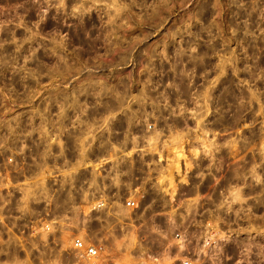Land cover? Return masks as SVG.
I'll list each match as a JSON object with an SVG mask.
<instances>
[{
    "label": "built area",
    "instance_id": "built-area-1",
    "mask_svg": "<svg viewBox=\"0 0 264 264\" xmlns=\"http://www.w3.org/2000/svg\"><path fill=\"white\" fill-rule=\"evenodd\" d=\"M61 88L54 116L0 123L1 243L70 240L72 264H107L105 239L137 249L151 213L170 264H264V191L224 162L197 91L101 93L97 107L94 91ZM77 216L102 228L83 233Z\"/></svg>",
    "mask_w": 264,
    "mask_h": 264
},
{
    "label": "rangeland",
    "instance_id": "rangeland-1",
    "mask_svg": "<svg viewBox=\"0 0 264 264\" xmlns=\"http://www.w3.org/2000/svg\"><path fill=\"white\" fill-rule=\"evenodd\" d=\"M62 86L94 91L97 107L98 93L197 91L208 123L215 116L212 132L228 140L220 147L224 162L249 173L257 199L263 196L264 0H0V123L43 122L45 110L54 116ZM237 90L247 102L238 137L253 140L239 161L232 130ZM150 215L136 231L143 246L119 233L105 239L113 258L107 264H170ZM89 222L74 218L83 233L102 228ZM121 247L133 253H117ZM146 247L153 257L138 256ZM61 261L75 262L70 240L0 242V264Z\"/></svg>",
    "mask_w": 264,
    "mask_h": 264
},
{
    "label": "flooded vegetation",
    "instance_id": "flooded-vegetation-1",
    "mask_svg": "<svg viewBox=\"0 0 264 264\" xmlns=\"http://www.w3.org/2000/svg\"><path fill=\"white\" fill-rule=\"evenodd\" d=\"M239 90L236 91L235 96H234V100H235V121L232 127L233 130V134H234V145H235V154H234V158L239 161L241 158L240 152L241 151H245V147H247V150H250V148H252L253 146V140L247 139V140H240L239 139V130H240V122H239V110H238V106H239ZM221 130H224L223 128ZM222 136V135H221ZM221 141H223V145L226 144V142L228 141L227 139H224L223 137L220 138ZM249 144V145H247ZM227 157V156H226ZM224 156V158H226ZM249 162H251L252 166H254V162H255V155L252 152L251 155H249Z\"/></svg>",
    "mask_w": 264,
    "mask_h": 264
},
{
    "label": "bare ground",
    "instance_id": "bare-ground-1",
    "mask_svg": "<svg viewBox=\"0 0 264 264\" xmlns=\"http://www.w3.org/2000/svg\"><path fill=\"white\" fill-rule=\"evenodd\" d=\"M98 94H100V93H98ZM241 95L239 96V101H240V103H239V106H238V110H239V122L241 121V119H242V117H243V112H244V110L246 109V105H245V103L247 104V102H245V103H243V102H241ZM245 101V98L243 97V99H242V101ZM243 103V104H242ZM247 145H249V144H247ZM222 156H223V154H222ZM223 160H224V158H223ZM230 163V162H229Z\"/></svg>",
    "mask_w": 264,
    "mask_h": 264
}]
</instances>
